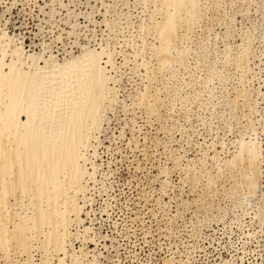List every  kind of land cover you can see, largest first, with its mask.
Returning a JSON list of instances; mask_svg holds the SVG:
<instances>
[{
	"label": "rangeland",
	"instance_id": "obj_1",
	"mask_svg": "<svg viewBox=\"0 0 264 264\" xmlns=\"http://www.w3.org/2000/svg\"><path fill=\"white\" fill-rule=\"evenodd\" d=\"M198 8L166 65L163 0H0L5 74L93 54L108 84L83 179L60 197L80 208L63 250L41 245L48 205L28 183L0 221L28 226L31 252L7 236L0 264H264V0Z\"/></svg>",
	"mask_w": 264,
	"mask_h": 264
},
{
	"label": "bare ground",
	"instance_id": "obj_2",
	"mask_svg": "<svg viewBox=\"0 0 264 264\" xmlns=\"http://www.w3.org/2000/svg\"><path fill=\"white\" fill-rule=\"evenodd\" d=\"M199 2L163 0L170 20L158 26V33L163 40L161 56L166 65L172 59L171 51L178 39L175 25L184 20L181 13L186 11L193 20L197 16ZM170 8L175 11L171 12ZM10 67V72L5 74L3 59L0 60V194H3L0 209L9 206L10 198L19 202L24 194L30 195L32 188L29 185L33 184L36 200L46 201L48 205V209L38 208L39 217L33 228L40 235L44 234L45 225L51 228L45 233V242L41 245L45 248L54 246V252L59 253L69 235L66 230L68 217L74 215L79 218L80 214L75 201H62L60 197L67 187L71 185L73 188L72 184H78L83 179L81 162L89 146L90 132L98 128L99 112L107 102L105 72L93 54L72 59L65 65L35 68L37 72ZM22 113L28 116L26 122L21 120ZM253 156L252 151H247L246 161L249 164ZM240 161L237 159L238 163ZM65 178H68L69 184L64 181ZM18 195H21L20 199ZM57 220H60L59 223ZM4 223L0 221V243H7L9 239L5 242L6 237L9 236L10 247L14 246L21 254L29 255L33 237H28V226L16 225V229L10 230L6 225L9 222ZM3 245L0 251L4 250ZM4 251L7 253V250Z\"/></svg>",
	"mask_w": 264,
	"mask_h": 264
}]
</instances>
